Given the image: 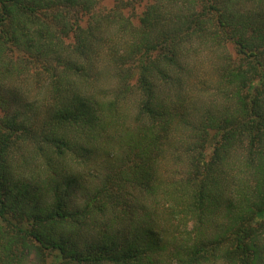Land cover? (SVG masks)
Returning <instances> with one entry per match:
<instances>
[{
	"label": "trees",
	"instance_id": "obj_1",
	"mask_svg": "<svg viewBox=\"0 0 264 264\" xmlns=\"http://www.w3.org/2000/svg\"><path fill=\"white\" fill-rule=\"evenodd\" d=\"M100 1L0 0V264H264V0Z\"/></svg>",
	"mask_w": 264,
	"mask_h": 264
},
{
	"label": "rangeland",
	"instance_id": "obj_2",
	"mask_svg": "<svg viewBox=\"0 0 264 264\" xmlns=\"http://www.w3.org/2000/svg\"><path fill=\"white\" fill-rule=\"evenodd\" d=\"M116 0H101L98 4L99 8H108L110 7ZM140 9V7H137L136 10Z\"/></svg>",
	"mask_w": 264,
	"mask_h": 264
}]
</instances>
